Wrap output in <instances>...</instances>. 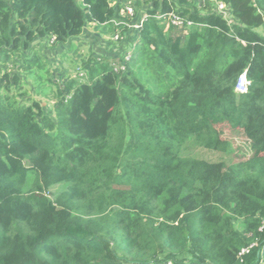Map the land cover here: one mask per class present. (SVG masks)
Instances as JSON below:
<instances>
[{
	"label": "trees",
	"instance_id": "1",
	"mask_svg": "<svg viewBox=\"0 0 264 264\" xmlns=\"http://www.w3.org/2000/svg\"><path fill=\"white\" fill-rule=\"evenodd\" d=\"M130 4L134 16L126 0H0V264H264V0ZM87 24L134 29L131 58H89L53 90L36 43ZM28 81L55 94L53 114ZM225 128L249 160L187 155L227 152Z\"/></svg>",
	"mask_w": 264,
	"mask_h": 264
},
{
	"label": "rangeland",
	"instance_id": "2",
	"mask_svg": "<svg viewBox=\"0 0 264 264\" xmlns=\"http://www.w3.org/2000/svg\"><path fill=\"white\" fill-rule=\"evenodd\" d=\"M116 1L114 0L115 3ZM130 3L131 0H126L127 5ZM258 31L264 33V26ZM119 34L120 37L118 38L117 35ZM119 34L113 30L103 31L102 27L97 24H87L80 36L69 39L65 44H53L52 41L37 42L36 46H38L39 52L50 64L51 75L55 81V84L51 85L53 90L60 88L67 79L86 76L83 65L89 58L109 61L116 65L126 51L129 52L128 58H131L136 32L134 29H127ZM3 62L6 70L16 69L12 59L4 58ZM31 84L32 81H28L24 88L29 91L28 96H36ZM54 96L53 92H50L48 96H36L43 102L45 110L51 114H53ZM224 137L230 142V148L227 152L193 144L190 145L187 155L213 162L225 161L227 165L250 159L252 151L243 133L225 128ZM66 186V183L55 185L50 188L48 195L53 198Z\"/></svg>",
	"mask_w": 264,
	"mask_h": 264
},
{
	"label": "built area",
	"instance_id": "3",
	"mask_svg": "<svg viewBox=\"0 0 264 264\" xmlns=\"http://www.w3.org/2000/svg\"><path fill=\"white\" fill-rule=\"evenodd\" d=\"M192 1V0H191ZM198 2H205L206 0H196ZM218 3V11L220 13H222L226 18L229 17V11H228V8H227V5L224 3V2H219L217 1ZM124 14L126 15H129V16H134L135 14V8L133 7V5L129 4L126 6L125 8V11H124ZM146 19V17H144L140 23L138 24H135L134 27L135 28H141L144 20ZM172 23L175 24V25H183L184 23V19L180 18V17H177V16H173L172 15ZM192 22H189V24H191ZM119 24H125L123 22L119 23ZM118 34L121 33V31L117 32ZM117 37L119 38L120 37V34L117 35ZM52 42L54 40H51ZM127 59H130L128 58V56L126 57ZM120 67V65H119ZM121 68H124V66H121ZM251 85V81L248 79L247 77V73L245 72L244 74H242L237 82V86H236V90L240 93H246L248 92V89H249V86ZM253 244L250 245V246H247V247H244L241 252H240V256L243 257L244 255L248 254L251 249L253 248ZM170 264V263H168Z\"/></svg>",
	"mask_w": 264,
	"mask_h": 264
}]
</instances>
